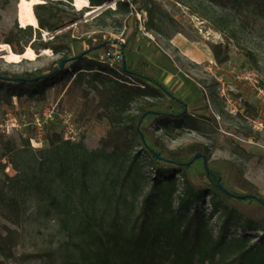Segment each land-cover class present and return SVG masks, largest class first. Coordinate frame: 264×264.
<instances>
[{"label": "trees", "instance_id": "16d2710c", "mask_svg": "<svg viewBox=\"0 0 264 264\" xmlns=\"http://www.w3.org/2000/svg\"><path fill=\"white\" fill-rule=\"evenodd\" d=\"M107 1L89 0L94 8ZM197 1L200 5L208 3L218 8L213 9L214 14H210L207 7L203 13L192 12L222 32L256 24L259 20L264 22V0ZM138 2L119 0L116 11L130 14ZM156 6L151 4L146 8L148 28L157 25ZM35 14L39 28L49 33L58 32L82 18L81 10L75 9L72 0L38 3ZM31 30V25L10 29L4 33L3 42L10 44L15 53L22 54L30 44V39L25 37L31 36ZM137 37L138 30H135L128 42L134 44ZM73 40L67 38L66 33H58L51 39L31 42L35 49L50 47L55 53L62 52V57L49 67L23 73L0 71V102L5 107L12 105L13 96L21 99L22 107L32 101L42 103L48 97L45 84L53 83L61 109L75 110L76 104L82 103V110L79 113L75 110L80 125L95 121L106 126V132L99 139V148L83 153L78 164V180L84 186L79 197L85 199L86 195H91L89 201H80L74 215L63 219L67 231L66 256L60 257L57 249L49 248L29 252V260L41 259L42 264H264V197L257 189L251 185L247 193H240L227 187L222 174L206 164L196 182L191 175L197 161L195 155L207 151L193 146L170 149L160 136L142 125L149 114L159 115L166 125L174 120L180 126L186 119L187 104L167 87L169 81L160 80L153 67L148 69L143 55H139L134 67L128 66L123 58L121 65L112 67L108 61L112 58L108 53L111 45L104 32L83 39L89 45L86 52L74 54ZM121 45L123 52L127 45ZM211 47L217 62L229 60L231 47L228 43L220 42ZM101 48L108 55L107 60L96 54L87 57L88 52ZM71 57L75 58L61 68V61ZM24 94L26 98L22 99ZM163 96L171 103H163ZM173 102L183 104V111L158 110L163 106L172 109ZM247 110L256 113L251 104ZM19 137L30 141L28 137ZM47 137L51 144L67 141L55 124L50 126ZM4 138L8 139V150H13L15 139L0 135V144ZM141 153L147 160V176L152 183L141 201H131L123 188L124 182L131 191L138 185L131 175L134 163L124 168L125 163L118 164V161L124 162L130 157L137 161ZM6 154V151L0 152V158H5ZM110 159L118 167L111 188H107L100 168L104 169ZM89 165L97 178L93 190L84 184ZM122 171L125 173L120 177ZM208 195L210 207L204 201ZM0 199L4 201L5 217L11 224L20 225L24 210L21 200L7 195L2 188ZM242 218L243 223L240 222ZM234 227L240 228V232H232ZM257 231L263 235L256 238L253 234ZM18 241L17 228L5 225L0 233V255L20 260L22 255L16 251Z\"/></svg>", "mask_w": 264, "mask_h": 264}, {"label": "rangeland", "instance_id": "374dc122", "mask_svg": "<svg viewBox=\"0 0 264 264\" xmlns=\"http://www.w3.org/2000/svg\"><path fill=\"white\" fill-rule=\"evenodd\" d=\"M46 1L34 3V12L36 4ZM118 1L108 0L102 8L82 9L72 2L75 9L81 10V19L52 36H45L48 31L31 25L32 34L25 39L29 38L30 44L33 41L38 43L40 40L53 38L55 34L66 33L67 38L74 39V54H78L89 49V45L83 41L85 37L104 32L105 39L111 45L108 53L112 58L108 61L112 67L121 65L122 56L128 66L134 67L139 55H143L148 69L153 67V72L159 79L169 81L167 87L186 102L188 114L180 126L174 120L166 125L159 115L154 114L147 115L142 125L160 136L170 149L190 146L205 149L207 153L199 152L206 155L207 165L222 174L227 187L247 193L252 185L264 197V135L255 132L250 125V118L255 114L252 110H247L244 114L230 112V103L220 95L218 80L224 77L236 90L239 89L238 92H231V96H244L257 103L248 87L237 81L234 71L242 67L255 69L264 87V22L259 20L256 24L237 26L222 32L211 22L192 12L198 10L203 13L207 7L206 10L214 14L213 9L218 8L210 7L208 3L200 5L197 0H139L134 12L123 14L116 11ZM20 2L21 0H0V51L3 44H7L3 42L5 32L15 27H28L22 26L19 20ZM151 4H157L158 7L155 28H148L146 24V8ZM108 9L111 11L107 12ZM135 30H138V37L132 44L128 42V37ZM220 42L228 43L231 47L229 60L222 63L212 57L211 47ZM121 43L127 45L123 52ZM38 47L33 48L35 58H23L20 61L7 59L0 52V71H35L49 67L63 55L62 52L55 53L50 47ZM95 54L100 59L107 60L108 55L102 48L88 52L87 57L91 58ZM196 55L200 56L196 58ZM45 85L48 97L42 103L59 104L55 84ZM15 97L17 96L12 98V105ZM25 98L24 94L22 99ZM161 99L165 104L170 102L167 96ZM17 100L21 109V99L17 97ZM42 103L32 101L23 104V107L31 111ZM170 105V110L164 106L158 110L173 113L183 111V104L173 102ZM5 106L0 102V109ZM82 107V103L78 102L75 110L79 113ZM81 126L82 135L77 141L61 140L51 144L47 139L43 143L33 144L14 135L11 137L15 139L16 147L11 151L7 148L8 139L4 138L1 142L0 152L6 151L7 154L5 162L0 160V188L7 195L21 200L24 210L21 224L13 225L5 217L4 201L0 199V233L5 225L17 228L19 241L16 251L22 255L18 261L0 255V264H42L41 259L29 260V252H42L49 248L57 249L60 257L66 256L64 243L67 231L63 226V219L74 215L80 207V201H89L91 195H86L85 199L79 197L78 193L84 186L78 180V164L83 153L99 148V139L106 132V126L101 122L94 121ZM146 161L144 153L140 154L137 161H132V157L124 162L118 161V164L125 163L124 168L131 162L134 163L131 175L136 178L138 185L134 186L135 191H131L127 182H124L123 190L128 200L141 201L150 188L152 180L147 176ZM10 164L12 167L7 170ZM62 164L64 170L60 173ZM117 167L113 159H110L104 169L100 168L107 188H111ZM88 168L90 170L84 184L93 190L97 178L90 165ZM204 170V159L197 158L191 169L196 182L198 173ZM124 173L122 171L120 177ZM204 201L210 207L209 195ZM85 205L89 206V203L86 202ZM255 208L261 214L260 209L257 206ZM240 222L243 223L244 219ZM231 231L239 233L240 228L234 227ZM253 235L256 237L263 234L257 231Z\"/></svg>", "mask_w": 264, "mask_h": 264}, {"label": "built area", "instance_id": "2783aa9c", "mask_svg": "<svg viewBox=\"0 0 264 264\" xmlns=\"http://www.w3.org/2000/svg\"><path fill=\"white\" fill-rule=\"evenodd\" d=\"M52 36L53 33H45V36ZM235 78L240 84L246 85L251 91V95L257 99H247L244 96H231V92H238L235 86L224 77L220 80V95L230 103V112L244 114L249 104L255 106L256 113L250 118L252 129L264 135V87L261 85L258 72L251 67H242L234 71ZM15 97L14 104L0 109V135L14 136L21 135L28 137L33 144L43 143L48 139V130L55 124L67 141H77L82 135L80 125L75 110L61 109L58 102L47 103L35 107L31 111L22 107ZM5 162V158H0ZM12 165L7 166V170Z\"/></svg>", "mask_w": 264, "mask_h": 264}, {"label": "bare ground", "instance_id": "6f19581e", "mask_svg": "<svg viewBox=\"0 0 264 264\" xmlns=\"http://www.w3.org/2000/svg\"><path fill=\"white\" fill-rule=\"evenodd\" d=\"M40 0H21L19 9V20L22 26L33 25L39 27V22L33 9L34 3ZM76 7L82 9L89 5V0H74ZM7 59L20 61L23 58H35L36 53L31 46L26 47L24 53H15L9 44H3L1 51Z\"/></svg>", "mask_w": 264, "mask_h": 264}, {"label": "water", "instance_id": "95a60500", "mask_svg": "<svg viewBox=\"0 0 264 264\" xmlns=\"http://www.w3.org/2000/svg\"><path fill=\"white\" fill-rule=\"evenodd\" d=\"M72 2H74V0H72ZM87 7H93V6H90V2H89V5L87 6ZM98 8H102V6H100V7H98ZM91 13H89V15H90ZM75 57H71V58H68V59H64V60H62L61 61V63H60V67L62 68L64 65H65V63L66 62H68L69 60H72V59H74ZM121 58H123V59H125L124 58V56H122ZM41 77H43V76H41ZM37 79L39 78V76L38 77H36ZM6 79H9L8 77L6 78ZM23 78H17V80H19V81H21ZM195 157L196 158H203L204 159V161H205V164L207 165V157H206V155L205 154H203V153H197L196 155H195Z\"/></svg>", "mask_w": 264, "mask_h": 264}, {"label": "crops", "instance_id": "0c3cea01", "mask_svg": "<svg viewBox=\"0 0 264 264\" xmlns=\"http://www.w3.org/2000/svg\"><path fill=\"white\" fill-rule=\"evenodd\" d=\"M195 54H197V53H195ZM199 56H200V55H196V58L199 57ZM212 57H213V53H212Z\"/></svg>", "mask_w": 264, "mask_h": 264}]
</instances>
